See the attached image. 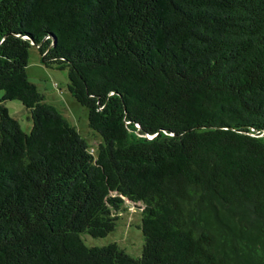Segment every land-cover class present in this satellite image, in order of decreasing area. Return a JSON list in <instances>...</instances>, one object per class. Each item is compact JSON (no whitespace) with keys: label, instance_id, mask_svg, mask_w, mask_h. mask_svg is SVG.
Masks as SVG:
<instances>
[{"label":"trees","instance_id":"obj_1","mask_svg":"<svg viewBox=\"0 0 264 264\" xmlns=\"http://www.w3.org/2000/svg\"><path fill=\"white\" fill-rule=\"evenodd\" d=\"M32 44L93 152L29 79ZM0 89V264H264V0H0ZM126 198L142 255L86 244Z\"/></svg>","mask_w":264,"mask_h":264},{"label":"rangeland","instance_id":"obj_2","mask_svg":"<svg viewBox=\"0 0 264 264\" xmlns=\"http://www.w3.org/2000/svg\"><path fill=\"white\" fill-rule=\"evenodd\" d=\"M27 72L30 80L35 82L45 99L55 104L64 115L78 128L90 146L97 147L101 136L90 127L88 110L80 103L68 88V68L47 65L37 45L32 44L29 50ZM3 94V89H0ZM0 94V95H1ZM4 103L9 112L18 118L21 126L29 131L32 126L29 109L20 99H6ZM142 202H133L126 198L117 212L116 226L105 235L95 236L87 231L80 233L88 245H104L116 242L129 254L135 257L142 255L144 235L142 231Z\"/></svg>","mask_w":264,"mask_h":264},{"label":"built area","instance_id":"obj_3","mask_svg":"<svg viewBox=\"0 0 264 264\" xmlns=\"http://www.w3.org/2000/svg\"><path fill=\"white\" fill-rule=\"evenodd\" d=\"M95 150V148L92 146V147H90V151H94Z\"/></svg>","mask_w":264,"mask_h":264},{"label":"water","instance_id":"obj_4","mask_svg":"<svg viewBox=\"0 0 264 264\" xmlns=\"http://www.w3.org/2000/svg\"><path fill=\"white\" fill-rule=\"evenodd\" d=\"M54 38H55V41H56L57 40V37L55 36Z\"/></svg>","mask_w":264,"mask_h":264},{"label":"crops","instance_id":"obj_5","mask_svg":"<svg viewBox=\"0 0 264 264\" xmlns=\"http://www.w3.org/2000/svg\"><path fill=\"white\" fill-rule=\"evenodd\" d=\"M1 94V93H0ZM2 94L0 95V98H1Z\"/></svg>","mask_w":264,"mask_h":264}]
</instances>
